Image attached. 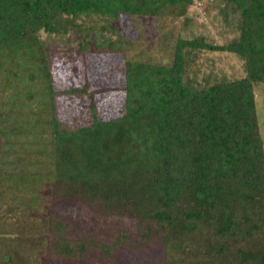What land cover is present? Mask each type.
I'll return each mask as SVG.
<instances>
[{
  "label": "trees",
  "instance_id": "trees-1",
  "mask_svg": "<svg viewBox=\"0 0 264 264\" xmlns=\"http://www.w3.org/2000/svg\"><path fill=\"white\" fill-rule=\"evenodd\" d=\"M223 1L240 17L227 47L244 57L245 77L185 82L184 49L211 46L179 38L169 65L125 62L122 115L62 131L39 31L87 35L96 18L178 16L191 0H0V95L10 88L14 101L31 99L24 82L38 81L46 98L22 114L17 102L0 108V264H84L131 247L160 249L157 264H264L254 95L264 82V0ZM67 200L133 225L110 241L70 228Z\"/></svg>",
  "mask_w": 264,
  "mask_h": 264
},
{
  "label": "rangeland",
  "instance_id": "rangeland-1",
  "mask_svg": "<svg viewBox=\"0 0 264 264\" xmlns=\"http://www.w3.org/2000/svg\"><path fill=\"white\" fill-rule=\"evenodd\" d=\"M223 4V0H191L184 13L178 16L121 14L109 24H103L104 21L95 17V25L87 35L39 31L49 61L54 114L60 130H76L91 123L94 117L108 120L122 115L125 62L169 65L179 38L202 37L204 43L211 46L184 49L189 54L186 56L185 82L203 87L245 77L244 57L227 47L239 35L240 17L225 11ZM103 36L106 42L98 43ZM107 39L112 47L106 45ZM24 87L34 90L31 99L22 97L19 102L14 101V91L8 88L0 95V108L7 110L11 108V103L7 102H17V105L13 104V111L22 114V108L27 110L45 103L43 91H37L41 89L38 81H25ZM254 95L264 148V82L254 84ZM65 206L68 211L61 215L68 227L96 232L106 241L114 238L117 228L133 225L127 217L97 212L86 203L67 200ZM160 253L157 248L149 251L131 247L117 252L114 260L101 261L91 257L84 264H91L93 260H98L99 264H157L155 259Z\"/></svg>",
  "mask_w": 264,
  "mask_h": 264
}]
</instances>
